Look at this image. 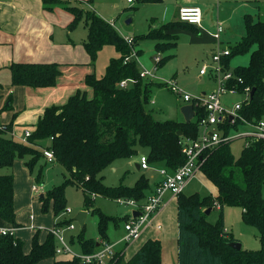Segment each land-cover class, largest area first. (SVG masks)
Instances as JSON below:
<instances>
[{
    "label": "trees",
    "instance_id": "trees-1",
    "mask_svg": "<svg viewBox=\"0 0 264 264\" xmlns=\"http://www.w3.org/2000/svg\"><path fill=\"white\" fill-rule=\"evenodd\" d=\"M263 1L256 0L257 3ZM41 2L46 11L59 7L70 12L73 20L69 30L84 22L87 37L83 45L91 64L95 63L97 53L106 45L113 46L119 57L110 59L101 78H96L94 74L86 76L85 84L90 88L91 96L86 92H77L65 104L46 108L26 144L4 136L2 131L10 130L12 122L1 126L0 171L11 169L16 159L30 157L25 165L32 173L42 157L37 147L45 145L53 152V162L60 165L66 174L60 185L39 197L41 212L47 214L52 208L57 218L66 208L65 187L74 186L82 193L84 207L92 208V213L97 216L98 236L106 240L108 225L117 226L128 217L109 216L94 208V197L140 202L149 187V180L142 175L132 186L120 183L109 187L103 182L102 172L117 160L134 157L137 147L148 149L149 164L163 163L169 170L175 171L186 160L181 152V143L187 139L195 140L199 135L197 119L200 111L197 109L196 117L189 123L154 118L153 111L148 109L151 88L163 84L144 80L140 76L136 61L126 60L131 55L130 47L148 40L153 42L156 52L163 54L177 46L178 38L171 35L170 30H195L192 25L171 22L149 30L146 35L133 37L130 46L109 23L91 11L63 0ZM261 9L259 7L256 16L244 15L245 34L223 60L225 70H230L229 62L233 57L249 55L247 65L233 69L235 80L230 84L235 85L239 95L245 88L255 89L253 97L243 101L239 111V115L250 123H257L264 116V17L259 12ZM140 53V50L135 52L137 55ZM169 59L170 56H164L160 65ZM10 73L12 85L42 89L55 85L59 70L57 64L13 63ZM236 78L242 82L238 83ZM122 81H128L124 88L120 87ZM240 125V122L234 126L227 124L224 133L228 134ZM178 132H181L180 136ZM229 144H220L202 155L200 171L216 187V196L181 193L176 197L177 264H264V141L248 139L237 157L231 153ZM42 175L43 168L39 167L35 180H41ZM13 183L11 172L0 174V219L17 227ZM226 206L240 207L244 222L258 231V250L231 246L239 241L224 228L222 210ZM215 208L219 211L218 219L211 223L205 212ZM70 223V220H62L55 227ZM84 233L85 227L80 229L76 241L83 254H92L97 250L96 242L86 238ZM37 234L36 231L27 254L23 252L22 241L10 235H0V264H38L54 258V237L49 234L43 243H39ZM122 261L123 255L116 253L114 264ZM53 264L87 263L73 259L55 260ZM126 264H161V243L158 240L146 241Z\"/></svg>",
    "mask_w": 264,
    "mask_h": 264
},
{
    "label": "crops",
    "instance_id": "crops-1",
    "mask_svg": "<svg viewBox=\"0 0 264 264\" xmlns=\"http://www.w3.org/2000/svg\"><path fill=\"white\" fill-rule=\"evenodd\" d=\"M63 1H67L72 6H78L83 10L91 11L99 16L102 20L109 23L130 46L132 44L133 37L146 35L149 30L156 29L164 24H168L171 22H180L178 19V11L182 7H198L201 11L202 18L199 26L192 25V28L195 31L182 29H172L169 31L171 35L177 36V46L181 33L189 34L191 35L190 37L195 39L197 42L202 43L206 46L205 54L208 57L209 55L211 56V54L217 49H229L231 51V48L235 46V44L241 39V37L244 36L243 35L239 39H235L234 41H232L233 43L230 42L233 39H231V34H229L228 32L226 21H223L222 19L220 20L217 14H213L211 18L210 16L209 18H207V13L205 12L204 14L199 0H156L152 2L136 0V4L131 6L130 9H135L136 12H140L141 8L147 9L148 24L144 32L139 33L138 31H134L130 32L129 34H122L120 30L115 26V24L111 21L112 18L116 17L115 15L118 12V7H116V4L114 3L115 0ZM124 1L127 4L126 0ZM244 1L257 3L256 0ZM102 2H105V5H103ZM216 2H220V0H216ZM96 4H100V6H96ZM102 5L103 7H101ZM170 6H172L173 11L176 14L173 20L166 19V14L168 13ZM107 8H115L113 13L115 15H113L112 18L106 19L107 17H104L103 14L106 13ZM72 20L73 15L63 8L56 7L51 12L46 11L42 7L41 0H0V127H5L12 122L10 130L2 131L4 132L5 137L21 143L25 132L28 131L31 133L34 130L36 123L38 122L41 115L43 114V111L46 108L50 106H61L65 104L67 100L77 92H86L87 95L91 96V90L89 92L88 89L90 88L85 84L86 76L94 74L96 78H101L105 73V68L108 65L110 59L119 57V54L116 52L113 46H103L102 49L104 47H111L115 54H112L111 52L109 56L110 59H108L103 73L99 76H96V61L94 64H91L90 57L85 51L83 45L87 37V28L84 22H82L81 34L80 32H76L79 27L78 26L76 28L77 25L73 29L69 30L68 27L71 24ZM145 20L147 19L145 18ZM131 22H133V19L128 20V23ZM218 26L222 28V34L220 35V39L217 44L212 34L216 32ZM140 44L141 43H139L136 47H130L131 55L127 57L126 60L134 59L136 61L138 69L140 70V76L142 77L141 73L147 71L150 73L151 76L149 77L151 79H148L147 76H144L142 78L144 80L151 81L153 77H156L155 72H157L158 69H160L167 61L174 58V54L172 51L175 50L177 46L174 49H171L170 51L163 54L158 53L154 50L156 55L152 59L154 62L153 67L151 66L150 68H146L143 66L140 67L138 65V60L143 58L142 48ZM224 44H226L227 46L224 47ZM151 47L154 49L153 42ZM137 50L141 51L139 55L135 54ZM164 56H170V59L167 60L164 64L160 65V61ZM155 57L160 58V61L158 63L154 61ZM13 63L57 64L59 75L56 79L55 85L48 88L36 89L31 87L12 85L10 65ZM229 67L230 70L233 71V69L238 66L231 67L230 60ZM206 77L208 79L209 86H212V88L199 94L208 93L215 90V86L217 87L216 82L211 76ZM199 78H201L200 75ZM170 80H174L176 82L177 77L175 76V74L170 77ZM149 103H152V105H154L155 101L151 100L149 101ZM182 121L184 122L183 116ZM37 148L42 152L41 160L38 163H40L39 167H42L44 172L45 165L51 164L53 166L55 165V163L48 162V160L44 156V151L51 150L46 149L45 145H43V147ZM141 156H147V154H141ZM29 159L30 157H28V160ZM132 160L133 159L131 158L127 159L130 164L134 163V166L138 171H141L142 169L140 168L139 160ZM41 161H43L42 164ZM25 163L26 161H24L23 159H16L11 169H3L0 171V174H6L9 172L13 174L14 209L16 214V223L18 224L17 227H12L11 225L3 222L0 219V231L9 230L11 232L10 236H13L14 238L22 241L23 252L27 254L31 249L32 238L35 235L36 231L38 232L37 239L39 243H43L49 234L52 235L55 240L56 251L58 242L56 237L53 235L52 230L60 229L62 231V237L71 251L75 254H81V248L76 241L78 233L76 235L70 233L66 236L68 237V239H66L65 237L66 232L72 231L66 229V227H68L69 225H73L72 222L68 226L55 227L57 222L67 220L65 216H67L71 212V210L69 208H65V210L59 215V218L54 217L52 208L49 209V212H47V214H43L41 212L39 197H41L42 194H44L49 189H43V183L40 186H37L34 183L35 177H32V173L29 172ZM153 164L161 165L159 171L165 170L170 174L174 172L165 167L163 163ZM153 164H149V169ZM159 171H156L155 175L157 176V178L154 181L153 185H149L148 189L145 191L143 200L140 202L137 201L139 202V204L145 203L146 198L153 193L155 186L160 181ZM102 176L104 177V182L105 175ZM189 183L187 184V186L189 185ZM33 186H36L38 188L37 193L32 190ZM210 195L213 196V194L211 193ZM98 198H100V196L94 197V202H96ZM116 200L113 201L116 202ZM81 212L86 213L83 226L85 227V222L90 209L85 208ZM133 212L136 211L132 208V211L130 213ZM125 216L128 217V215ZM74 221L76 220L74 219ZM157 226H160V229H157ZM108 227L106 240L101 239L98 234L90 237H87L85 234L84 235L86 238H91L96 242L97 249L98 243L100 241H106L109 244H114L116 253L119 252L123 255V261L125 263L146 241L158 240L161 243V264H165L166 262L170 261L173 264H177V204L176 197H173L170 193L165 194L163 204L159 212L153 217L152 224L148 227H145L141 235L133 242H130L128 244L120 242L124 235V230L122 235H120L119 232H117V235L116 232L109 230ZM74 242H76L78 245V252L73 251L71 248V244ZM54 255V258L42 260L38 264H53L55 260H72L71 256L68 255H58L56 254V252ZM105 264H111V261L106 262Z\"/></svg>",
    "mask_w": 264,
    "mask_h": 264
},
{
    "label": "rangeland",
    "instance_id": "rangeland-1",
    "mask_svg": "<svg viewBox=\"0 0 264 264\" xmlns=\"http://www.w3.org/2000/svg\"><path fill=\"white\" fill-rule=\"evenodd\" d=\"M201 3L200 6L203 8L204 14L207 13V18L212 17L213 14H217L219 19L226 21L228 27V32L231 34L230 42L235 39H239L244 35V25H243V15L250 14L256 16L259 7L263 8L259 10L261 16L264 17V1L263 3H252L244 0H199ZM116 7H118L117 14L114 13V9H106V13L103 14L106 19L112 18L115 15V18H112L111 21L115 26L120 30L122 34H129L130 32L138 31L144 32L148 24L147 18V9L141 8L140 12H136L135 9H130L131 6L126 4L124 0H115L114 2ZM105 5V2H102ZM100 4H96V6ZM103 5L101 7H103ZM176 14L173 11L172 6H170L168 13L166 14L167 20H173ZM103 17V16H102ZM145 18L147 20H145ZM133 19V22L128 23V20ZM79 26V27H78ZM77 33L82 30V22L78 23L76 28ZM137 32V33H138ZM191 35L186 33H181L179 36L178 46L173 50L174 58L167 61L157 72L151 81L156 84L164 85H153L151 88V100H154L155 103L148 104V109L153 111L154 118L158 121L165 120H176L182 121V116L180 113V107L185 103L182 99L172 92L167 84H165L170 77L175 74L177 77L176 83L179 88L184 89L190 95H197L203 91H208L212 88L209 86L208 79L206 76H201L199 78V70L203 64L210 65V55L207 57L206 46L202 43L197 42L195 39L190 37ZM233 43V42H232ZM142 48L143 58L138 60V65L141 67L150 68L153 67V57L156 55L154 49L151 47V41H142L140 44ZM227 45L224 44V47ZM115 54L111 47H104L100 50L96 58V76H99L103 73L106 63L110 54ZM249 55L236 56L231 59V67L244 66L248 62ZM148 79H151L147 76ZM216 88V86H215ZM214 88V89H215ZM90 92V89H88ZM150 100V101H151ZM222 104L226 108L231 109L235 102H242L243 96L240 95H228L225 94L221 97ZM264 120V116H263ZM248 128L243 125L238 126L236 129L231 130V134L235 132L247 131ZM248 139L239 138L230 142L231 153L237 157L244 147V144ZM141 154H148V149L143 147H137V154L132 157V161L139 160ZM24 161H28V157L23 158ZM41 158H39V161ZM38 161V162H39ZM43 161H41V164ZM40 163L34 166L32 177L36 176L37 170ZM161 165L156 164L152 165L149 170L138 171L133 164H130L127 160H117L111 166L106 168L102 175H105L104 183L110 187L119 185L120 183L124 185H133L136 180H138L142 175L148 178L149 185L152 186L157 176L155 175L156 171H159ZM65 170L60 165H45L44 172L40 181L34 180V183L37 186H40L43 183V189L48 190L54 186L60 185L65 179ZM153 176V177H152ZM216 187L209 182L201 172H198L196 176L191 180L189 185L186 187L183 192L185 195H190L193 193H198L200 196H207L213 194L216 196ZM65 196V207L69 208L71 212L65 216L67 220H70L74 226V230L71 232H66L65 237L70 233L76 235L80 231V226L74 217L81 211L85 209L83 203V196L79 189L74 186L68 185L64 189ZM262 196L264 198V186L262 189ZM94 207L99 208L100 211L105 212L109 216L120 217L122 218L125 215H129L132 211V207L127 205L117 204L115 201L100 197L94 202ZM219 211L215 208L210 211L208 215V220L211 223H214L218 219ZM223 214V225L225 230L232 234L241 244L242 248L245 250H258L260 247L258 239V231L244 222L242 218V210L240 207L236 206H226L222 210ZM64 217V216H63ZM59 218V215L57 216ZM85 235L87 237L95 236L97 233V216L95 213L90 212L87 216L85 222ZM123 221L119 222L117 226H113L110 223L108 229L116 232H119L120 235L123 233ZM13 234V233H12ZM68 239V237H66ZM73 251L78 252V245L76 242L71 244ZM165 264H173L171 261L166 262Z\"/></svg>",
    "mask_w": 264,
    "mask_h": 264
},
{
    "label": "built area",
    "instance_id": "built-area-1",
    "mask_svg": "<svg viewBox=\"0 0 264 264\" xmlns=\"http://www.w3.org/2000/svg\"><path fill=\"white\" fill-rule=\"evenodd\" d=\"M135 1L136 0H126L129 5H133ZM201 15V11L198 7H182L178 11V19L180 22L194 26L200 25ZM221 34L222 28L218 26L216 32L212 34L217 44ZM230 52L229 49H217L210 56V65L204 64L199 70L200 76H211L216 82L217 87L213 91L193 96L179 88L174 80H169L165 83L185 104L193 106V119L196 117V109L200 111L199 119H197L199 135L195 140L187 139L181 143V152L186 158L185 163L171 174L165 170L159 171L160 181L155 186L153 193L146 198L145 203L139 204V202L133 199L119 198L116 200L118 204L130 206L138 212L137 216H133V213L128 215L127 220L124 222V235L120 242L124 244L133 242L141 235L145 227L152 224L153 217L159 212L166 193H170L173 197H177L184 192L187 184L200 171L203 160L202 155L206 150L216 148L223 143H230L239 138H252L264 141V120L262 119L257 123H250L239 115L242 102L250 98L251 90L249 88H245L240 94V96H243V101L235 102L231 109L226 108V106L222 104L221 97L223 95H239L235 85L230 84L232 80H235L232 70H225V64L223 63V60L229 56ZM154 61L158 63L160 58L155 57ZM141 75L142 77L151 76L147 71L141 73ZM236 80L238 83L242 82L240 78H236ZM127 83L128 81H122L120 87H126ZM238 122L242 123V125L249 130L235 132V134L224 133L225 125L229 124L230 126H234V124ZM233 129L234 128H232V130ZM29 136L30 132L26 131L21 143L26 144ZM44 156L48 162L54 161L52 151H44ZM139 164L142 170L149 169L147 156H141L139 158ZM32 190L35 193L38 192L36 186H33ZM156 228L160 229V226ZM66 229L73 230V225H69ZM52 233L58 242L55 251L56 254L68 255L71 256L72 260L78 259L87 264L93 262L105 264L109 261H111V264H114L113 260L116 256L114 244L100 241L98 243V249L92 254H75L64 241L60 229H53ZM10 234L11 232L9 230L0 231V235L2 236Z\"/></svg>",
    "mask_w": 264,
    "mask_h": 264
},
{
    "label": "water",
    "instance_id": "water-1",
    "mask_svg": "<svg viewBox=\"0 0 264 264\" xmlns=\"http://www.w3.org/2000/svg\"><path fill=\"white\" fill-rule=\"evenodd\" d=\"M255 92V89H252L250 91V98L253 97ZM180 113L183 116L184 122L185 123H189L192 121L193 117H194V110H193V106L189 105V104H184L180 107ZM179 136L181 135V132L177 133ZM138 168V167H137ZM211 209H208L205 214L209 215L210 214ZM138 212H133V216H137ZM85 216L86 213L85 212H79L76 216H75V220L77 221V223L79 224L80 228H83L84 226V220H85ZM232 247L236 248V249H240L241 248V244L240 243H232L231 244ZM120 264H126L124 261H122Z\"/></svg>",
    "mask_w": 264,
    "mask_h": 264
}]
</instances>
